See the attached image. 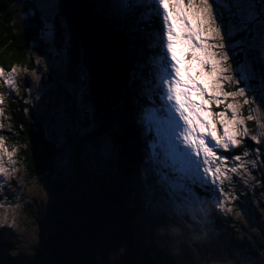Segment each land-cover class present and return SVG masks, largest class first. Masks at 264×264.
Listing matches in <instances>:
<instances>
[{
  "label": "trees",
  "instance_id": "1",
  "mask_svg": "<svg viewBox=\"0 0 264 264\" xmlns=\"http://www.w3.org/2000/svg\"><path fill=\"white\" fill-rule=\"evenodd\" d=\"M88 1L92 12L98 17V23L110 34L111 44L118 56V73L110 130L104 136L87 139L82 146L81 158L97 173H115L124 178L127 197L132 206L136 230L135 245L138 250L148 253L158 262L179 264L175 250L164 251L159 246L162 243L158 239L155 225L146 224V228L141 224L142 207L139 198L134 194L140 190L142 184L148 191L150 196L148 200L151 205L160 203L162 206H171L173 210L177 207L181 209L177 217L183 219L182 222L188 226V231L194 230L192 235L195 238L199 236L195 232L198 230H195L194 223L186 218L188 207L191 205L198 209L206 207L210 217L219 218V222L214 220L213 223L211 222L214 227L208 222L204 227V233L206 237L212 232L218 234L219 242L225 248L223 249L228 257L227 264H264V229L258 225L264 220V159H261L260 162L256 157L258 156L256 150L258 152V149L264 147L263 144L251 139L258 135L253 104L244 103L245 99L249 101L251 99L245 97L242 101L241 113L248 138L243 139L236 150L225 151L222 149L218 152L220 156L227 158L226 165L230 163V160H234L233 157L241 158L247 155L250 158L248 171H251L256 182H259L258 186H255L250 193H246L248 196V198L246 197V207L238 199L232 203V205H237V210L245 208L247 222H251L248 220L249 218H254L255 221L251 223L259 235L243 229V236H238L235 235L233 229L238 224L237 219L231 217V223L228 217L219 213L218 205L213 201V198H217L219 189L216 188L215 192H209L197 185L194 191L189 192L191 176L194 171L182 174L178 168L173 169L171 166L176 163L177 159L172 161L168 159L167 164L161 165V156L166 153L161 154L158 146H163L164 143L161 140L158 144L156 132H152L151 125H146L144 121L141 108L144 102L152 103V97L156 104L160 102L156 95L159 88L154 68L151 58L148 57L152 56L154 52L153 56L155 57L160 54V48L158 45L154 46V42L155 34L162 29L161 18L149 14L145 6H134L135 11L126 16L117 13L116 8L120 6L114 5L112 0ZM55 6L57 7L55 18H50V22L53 24L50 49L55 53L64 54L66 62L62 73L63 91L60 98L56 99L64 123L61 122L62 129L57 131L54 136L48 121L40 114H35L28 102L24 103L27 96L24 95L25 100L21 99V101L15 98L12 91L5 87L4 82L12 68L33 70L35 59L46 53L44 50L49 44L45 43L42 35L44 21L48 18L43 16L35 0H0V70L6 74L4 77H0V95L6 101L3 105L4 116L10 123L9 128L13 130V132L4 131L7 135L5 138L9 148L16 149L17 147L16 157L28 171L29 178L43 183L41 185L52 194L50 215L48 213L47 219L38 222L41 230L40 246L32 253L30 261L26 264H37L42 260L43 240L50 232L51 225L61 217L60 197L76 173V152L79 139L91 134L94 129L91 118L93 109L89 91L86 88V75L79 62V46L58 0H55ZM33 9L35 10L34 16L30 14ZM106 12H109V18L105 17ZM114 14L118 15L119 19L111 20L117 18ZM120 19H124V21ZM108 21L114 24L108 25ZM238 59L240 61L239 56ZM67 85L73 89L72 92L64 88ZM81 85L85 89L83 107H81L78 95ZM241 85L244 87L243 84ZM23 86L26 89L27 85ZM8 91L10 93H7ZM23 109L26 110L27 117H25ZM159 112L162 114V110ZM63 126H65L64 129ZM106 136H111L115 144V149L110 155L101 154L98 150V145ZM179 149H183V147H179ZM258 158H261V155ZM240 160L242 161V159ZM178 162L180 163L179 160ZM195 174L199 175L200 173L196 172ZM243 174L244 170L239 172V176ZM161 176L165 177V182L167 181L169 186L161 183ZM244 178H246L245 175L239 180L244 181ZM234 181H237V178ZM244 183L249 184L247 181ZM252 185L249 184V186ZM224 189L228 191L227 187ZM237 195L240 196L239 193ZM249 195L255 196L254 207L249 205ZM143 201L145 202V200ZM249 222L248 227L251 228ZM223 229L229 235H221L224 233ZM168 231L170 232L169 229ZM8 232L9 229L0 231V247H10L15 241L14 239L9 241ZM233 233L236 236L234 240L232 239ZM4 234H7V237ZM224 237L228 238L230 244L225 245L227 241L225 242ZM169 238L171 239V237ZM183 240L192 244V241L187 240V237ZM170 247L172 246L168 245V249ZM243 254L246 255L243 257ZM0 258L6 264H19L15 262L16 256L12 252L0 253Z\"/></svg>",
  "mask_w": 264,
  "mask_h": 264
},
{
  "label": "rangeland",
  "instance_id": "2",
  "mask_svg": "<svg viewBox=\"0 0 264 264\" xmlns=\"http://www.w3.org/2000/svg\"><path fill=\"white\" fill-rule=\"evenodd\" d=\"M38 3L39 10L43 13V16L47 19L44 21V31L42 35V39L45 41V43L49 44V46L46 48V53H44L41 57L35 59L34 69L28 70V69H15L12 68L11 71L8 74H12L13 76V83L11 85H8L5 83V87L9 88L10 91H12V95L19 99H24V95L27 96L26 101L32 106L30 108L33 109V112L35 114H40L41 117H43L48 123L50 124V130L53 131L54 136L56 135V132L60 131L62 129L61 122H63L61 110L57 107L56 99L60 98L62 91H63V70L64 65L66 62V58L64 54H57L54 55V50L51 48V40L52 35L48 36L45 35V33H52L53 34V24L50 22V18L52 16L50 13L53 11L55 12L57 7L55 6V0H35ZM59 1V0H58ZM60 2V1H59ZM187 2V0H185ZM231 4V0H220L218 4H214V7L216 9V14L223 15V19L219 21L223 25V33L222 35L226 34L229 30V14L225 10L224 5L225 4ZM257 8H259V5H257ZM101 13V12H100ZM94 14V13H93ZM95 15V14H94ZM116 15V14H114ZM96 18H98L95 15ZM106 18H109V12H106L105 15ZM116 19L112 18L114 20L119 19L118 15H116ZM123 20L124 19H120ZM162 21V18H161ZM235 22V21H233ZM123 23V22H121ZM47 24H51L52 27H46ZM108 25H111V22L108 21ZM124 24V23H123ZM110 36V35H109ZM243 36V34H238L228 40V43H233L236 39H240ZM231 51H236L238 54L235 56L230 57L229 63L232 64L233 68L236 69V72L233 73L234 76H242L245 73L248 72V66L245 61V52L248 54V60L251 61L254 68L257 70L261 69V63L258 59L259 53L245 47L244 51H239L238 49H233ZM160 54H157V57L150 56V60L152 61V65L155 72V77L158 82L159 78V67H158V60H159ZM238 56L240 57V61L238 59ZM181 59H184V56H180ZM37 60L40 61V63H37ZM152 68V67H151ZM13 69L15 71L13 72ZM192 75H195V73H191ZM86 78V77H85ZM7 79V76L5 80ZM244 85L242 87L241 84ZM252 84H258L259 81L253 80L251 82ZM26 84V89L25 86ZM78 85V84H77ZM248 84L244 80H240L237 82H224L223 90L228 93H235L240 88L247 87ZM67 88V91H73L72 88H69L68 85L64 87ZM236 88L237 90H233ZM7 93H10L9 91ZM252 95H251V94ZM191 95V94H190ZM207 95V94H206ZM0 97H2L0 95ZM245 97H249L251 99L253 108H254V118L257 125V132H258V139L260 141H264V109H261L260 104H264V89H258L256 96H253V93L251 91L246 92ZM245 97H233L229 96L227 99L222 95L220 99L224 101L219 106H217L215 103L204 105L205 109L211 112V116L208 117L213 122V126L215 128L216 134L219 136H223V125L218 117L219 112H225L227 118L231 119V110L227 109V104L229 103H237L241 105L239 109L240 118H242V101L245 99ZM62 98V97H61ZM259 100L260 104H258L256 101ZM5 99H3V104L0 105V108H2V112H0V137L3 138V145L0 146V169H3V173H0V231H3L4 229H9L8 236L10 238V241L13 239L15 240L12 242L10 247L7 246H1L0 251L8 254L11 253L16 256L15 262H18L19 264H26L30 261V256L33 252H35L38 249V246H40V236H41V230L40 225L38 224L39 220L47 219V215L51 211V202H52V194H50L46 188L41 185L43 183H39L36 179H31L28 176V171L26 168H24L23 163L19 162L16 154H17V147L9 148L6 141V134L4 131H10L13 132L11 128H9L10 123L7 121V118L4 116L3 113V105H4ZM194 103H201L199 97L193 98ZM25 103V101H24ZM146 107L142 106L143 115L145 116V122H151L152 119L154 120V123H157V126L161 128V132L163 133L162 139L164 138L166 142L168 143H176V148H172L170 151V160L177 159L176 163L172 165L171 167L176 170L181 171V173H186L187 171H194L192 168H190L187 164L179 163L178 158L176 156V149L182 148L183 144L180 143L177 139L178 136L181 135L183 131V123L178 120V117H173L171 113H168L166 115H162L163 121H156L155 116L153 112L151 111L150 107L148 105H145ZM26 110L23 109V113L27 117L28 115L25 112ZM201 117L203 118V113H201ZM175 120L176 122L173 123L172 120ZM243 119V118H242ZM244 120V119H243ZM65 126H63L64 129ZM241 131L246 130V126L239 125L238 126ZM199 131V130H198ZM244 138L238 137V140H240V143L238 146L232 148L236 150L243 141ZM211 141L210 135L206 137V142ZM212 145L214 146V141H211ZM167 145V144H166ZM264 147V144H263ZM219 150V149H217ZM217 150H215L216 155L219 157H222L218 154ZM256 153L258 154L257 160L261 162L260 157L261 153L256 150ZM18 156V155H17ZM237 156V155H234ZM19 157V156H18ZM192 159H195L193 157ZM239 161L230 160V163L226 165L227 160H213L212 167L213 169L219 167L222 169L221 177L222 180L218 182L217 188L223 189L226 195L229 196V199L224 200L223 197H220L221 200H224V210L219 211L221 215L224 217H228L229 221L232 223L231 217L236 218V222L238 223L233 229L235 231V235L243 236V229L248 230L251 232H255L258 234V231H256L255 227L252 225L251 222H254V218H249L250 220V226L248 222L245 220L246 216V210L243 208L242 210H237V205H232V203L238 199L242 202L244 207L247 205L246 197L247 192L250 193L252 189H254L255 186H258L259 182H256L255 177L253 174H251V171H248V166L250 164V158L246 155V157H241ZM245 164V165H244ZM232 167L237 168V172L233 173L230 171ZM244 174L240 176H246L244 178V181H240L242 177L239 176V172H243ZM226 177V178H225ZM237 178V181H234V179ZM161 183H165L167 186H169L168 182H165L164 180H161ZM248 182L249 184H253L252 186H249V184H245L244 182ZM138 186V185H137ZM175 187V186H171ZM224 187L228 188V191L224 189ZM170 188V187H169ZM237 193L240 194V196L237 195ZM136 197L139 198V202L141 204V211L142 216L140 218V221L142 222V226L146 227V224L155 225V231L157 233L158 239L161 241L162 245L159 244L160 247L164 251H170L171 249L174 251L176 257L178 258L179 264H227L226 259H228L224 247L221 246L218 238V234L215 232L210 233L209 236H205L204 233V227L209 222V224L214 227L213 220L215 222H219V218L215 219L210 217L208 213V209L205 207L204 209H198L196 207H188L186 209V218L190 221H192L195 225V231L197 232L199 236L196 238L192 235L194 230L188 231L185 223H183V219L180 217H177L178 215L173 211V215L166 221L161 224V222L157 221L153 218V216L149 213L146 204L149 202L148 198L150 197L148 195V191L146 188L143 187V185H140V190L135 192L134 194ZM218 196V195H217ZM238 196V197H237ZM250 196V195H249ZM231 197H235V199H231ZM249 205L255 204V196L251 195L249 197ZM145 200V202L143 201ZM213 201L218 205L217 198H213ZM153 208H158L162 206L160 203H154L152 204ZM171 208V207H170ZM228 209H231V211H228ZM207 210V211H205ZM255 210V208H254ZM257 212V211H256ZM190 213V214H189ZM239 214V215H238ZM245 220V221H244ZM212 222V223H211ZM248 224V225H246ZM8 225H11L9 227ZM259 227H262L264 229V220L258 224ZM147 228V227H146ZM170 230V232L168 231ZM147 230V229H146ZM149 230V229H148ZM224 233L221 235L227 236L229 235L228 232L223 229ZM173 234V238H172ZM248 234V233H247ZM3 235V234H2ZM183 235V236H182ZM234 233L232 234V239H235ZM246 235V234H245ZM259 235V234H258ZM264 235V234H263ZM5 237H7V234H4ZM171 237V239L169 238ZM187 237V240H191L192 244L190 242H185L183 239ZM225 238V245L230 244L228 242V238ZM156 239V240H158ZM168 245L172 246L168 249ZM195 247L193 248V246ZM230 246V245H229ZM224 248V249H223ZM11 249V250H10ZM9 250V251H8ZM171 250V251H172ZM239 254V252H238ZM246 254H243V257ZM1 264H6L2 259H0Z\"/></svg>",
  "mask_w": 264,
  "mask_h": 264
},
{
  "label": "snow or ice",
  "instance_id": "3",
  "mask_svg": "<svg viewBox=\"0 0 264 264\" xmlns=\"http://www.w3.org/2000/svg\"><path fill=\"white\" fill-rule=\"evenodd\" d=\"M112 2L120 6L116 8L118 14L127 16L135 11L134 6H145L149 14L162 18V29L155 34L154 42V46L158 45L160 48L158 88L162 100L161 108L171 113L173 117H178V120L183 123V131L177 137L183 144V149L177 148L175 151L178 160L194 170L189 192L194 191L197 185L209 192H215L218 182L222 180V169L219 167L213 169L211 162L227 159L217 156L215 150L229 151L240 143L238 137L244 139L248 137L247 131H241L238 127L244 124L239 113L241 105L227 104V109L231 110L230 120L223 111L217 114L223 125L222 137L216 134L213 122L208 119L212 114L205 109L204 105L215 103L219 106L224 102L220 99L222 95L225 99L229 96L245 97L246 92L251 91L255 97L258 89H264V0H231L230 5L226 3L224 7L229 14V30L224 35H222L223 25L219 23L223 15H217L214 7V4H218L220 0H187V2L185 0H112ZM30 14L34 16L35 10H31ZM50 15L55 18L56 14L53 11ZM46 27L51 28L52 25L47 24ZM241 33L243 36L240 39H236L231 44L228 43L230 38ZM45 35L51 36L52 33H45ZM245 47L259 53L261 69L257 70L253 67L245 52L248 72L242 76H234L236 69L229 61L231 56L238 53L231 50L244 51ZM57 54L54 51V55ZM180 56H184V59ZM37 63L40 61L37 60ZM193 72L195 75L191 74ZM5 75L4 71L0 70V77ZM240 80L246 81L248 86L240 88L235 93L223 90L225 81L238 83ZM253 80L259 83L252 84ZM4 82L11 85L12 74H7ZM84 94L85 89L81 85L78 93L81 107L84 106ZM194 97H199L201 103H194ZM256 102L260 104L259 100ZM244 103L249 104L252 101L245 99ZM2 104L3 97H0V105ZM260 107L264 109V104H260ZM172 122L176 121L173 119ZM209 135L211 141H214V146L211 141L206 142V137ZM251 139L264 144V141H260L256 136ZM3 143V138L0 137V146ZM114 149L115 144L111 136H106L98 145L99 152L104 155H110ZM258 151L261 153V159H264V148ZM193 157L195 159H192ZM233 159L240 160V157H233ZM230 171L236 173L237 168L232 167ZM196 172L200 174L196 175ZM0 173H3V169H0ZM161 180H164V176H161ZM220 197L224 200L229 199L222 187L217 196V202L218 211H223L224 200ZM146 207L153 218L161 224L173 215V211L177 215L181 212L179 207L175 210L167 206L154 209L150 202L146 204ZM8 226L11 227V225ZM117 252L122 254L123 249L101 250L94 264H118L120 257L116 255Z\"/></svg>",
  "mask_w": 264,
  "mask_h": 264
},
{
  "label": "water",
  "instance_id": "4",
  "mask_svg": "<svg viewBox=\"0 0 264 264\" xmlns=\"http://www.w3.org/2000/svg\"><path fill=\"white\" fill-rule=\"evenodd\" d=\"M59 1L79 46L94 129L79 139L74 179L60 197L61 217L44 238L42 260L37 264H94L97 254L109 248L123 249L122 254L116 253L118 264H164L135 245L132 206L122 175L97 173L81 158L87 139L110 130L118 56L88 0Z\"/></svg>",
  "mask_w": 264,
  "mask_h": 264
},
{
  "label": "bare ground",
  "instance_id": "5",
  "mask_svg": "<svg viewBox=\"0 0 264 264\" xmlns=\"http://www.w3.org/2000/svg\"><path fill=\"white\" fill-rule=\"evenodd\" d=\"M110 35V34H109ZM56 50V49H55Z\"/></svg>",
  "mask_w": 264,
  "mask_h": 264
}]
</instances>
